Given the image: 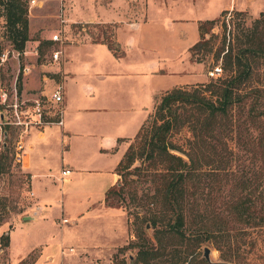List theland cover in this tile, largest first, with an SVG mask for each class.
Returning a JSON list of instances; mask_svg holds the SVG:
<instances>
[{
	"label": "rangeland",
	"instance_id": "rangeland-1",
	"mask_svg": "<svg viewBox=\"0 0 264 264\" xmlns=\"http://www.w3.org/2000/svg\"><path fill=\"white\" fill-rule=\"evenodd\" d=\"M27 1L30 38L25 46L27 55L14 48L8 38L6 19L0 17V51L9 49L11 52V62L0 67V87H11L16 82L18 88L23 91L26 88L28 96L39 94L41 90L49 93L59 81V75L54 74L57 64L49 63V54L53 49H60L64 72L71 77L65 83L66 94L72 101L68 118L73 124L84 126L89 134L91 129L98 128L91 134L93 138H83L80 132V137H73L71 141L61 138L59 126L54 125L50 129L52 134L42 141L33 133L24 134L22 139L26 145H34L33 150L28 146L21 150L33 174L34 195L31 174L16 156L22 131L6 128L8 148L3 147L0 152V239L8 233L9 246L2 247L0 242V264H32L34 260V264H130L129 257L135 256L136 249L127 247L134 232L129 224L125 206L128 195L125 194L123 201L117 194L109 197V202L115 206L108 205L103 198L105 206L114 207L120 213V226L109 237L110 242L117 245L104 257L89 253L87 262L74 260L76 245L83 238H78L79 234L88 239L95 232L98 219L93 216L99 209L98 201L104 191L116 183L114 169L126 149L125 141H120L112 146L103 145L107 151L100 150L97 138L116 130L134 137L153 111L152 108L147 115L153 96L174 86L176 81L206 83L211 77H224L221 59L216 60L214 52L223 44L228 47L236 25H250L264 11V0H250L248 10L231 9L218 17L219 21L206 35L212 51L204 50L196 56L203 55V62L190 58L188 52L198 39V22L215 18L218 6L227 4L228 0H34V4ZM238 11L243 14L237 15ZM54 33H59L63 43L48 42ZM114 34L121 54L118 57L112 56L105 46L84 41L115 43ZM41 41H44L42 47L39 46ZM12 50L20 55L15 57ZM27 66L29 69H23L19 76L20 68ZM43 75L50 76L55 83L40 82ZM254 82L264 84V65L256 72ZM261 94L264 95V88ZM97 99L110 101L114 109L104 124L98 116L82 112ZM189 136L185 128L175 140L183 143ZM6 154L9 157L4 159ZM66 166L72 172L68 180H61V168ZM92 203L94 206L86 211L88 214H83ZM34 209L36 218L24 220L23 216L32 214ZM80 213L85 220L76 231L74 222H78L76 216ZM65 218L67 222H63ZM146 230L149 234L152 232L149 226ZM250 245L249 262L264 264V227L252 230ZM69 247L73 251L68 252ZM205 247L210 249L213 262L234 264L221 259L211 240L198 250L200 258H204Z\"/></svg>",
	"mask_w": 264,
	"mask_h": 264
},
{
	"label": "trees",
	"instance_id": "trees-1",
	"mask_svg": "<svg viewBox=\"0 0 264 264\" xmlns=\"http://www.w3.org/2000/svg\"><path fill=\"white\" fill-rule=\"evenodd\" d=\"M28 3L0 0L8 38L20 52L30 39ZM218 21L198 22L199 38L189 47L195 61L205 60L196 58L202 51H212L206 35ZM230 38L228 47L214 52L225 76L155 97L152 113L115 168L117 181L104 200L115 206L111 195L121 201L128 195L132 264H210L198 255L209 240L226 263L251 264L250 235L264 227V84H254L264 65V11L250 25H236ZM95 42L120 55L115 41ZM185 128L190 136L177 142ZM0 242L8 247L9 234Z\"/></svg>",
	"mask_w": 264,
	"mask_h": 264
},
{
	"label": "crops",
	"instance_id": "crops-1",
	"mask_svg": "<svg viewBox=\"0 0 264 264\" xmlns=\"http://www.w3.org/2000/svg\"><path fill=\"white\" fill-rule=\"evenodd\" d=\"M249 2H250V0H228L227 4H223V5L218 6V8H217V10L215 12V13H217V16L215 18H218L221 15L222 11H225V10L226 11L231 10V9L248 10L249 9ZM215 18H212V19H215ZM204 20H206V19H204ZM100 23H104V22L101 21ZM198 38H199V33H198ZM85 40L88 43L105 46L108 49V51L112 54V56H114V57H118V56L121 55V54L118 55V56L115 55L108 48V46L105 43L94 42V41H92L90 39H84V41ZM114 41L118 44V42L115 39V34H114ZM128 44L130 45V43H128ZM188 52H189V48H188ZM25 54L27 55L28 51H27V53L25 52ZM189 55H190V53H189ZM190 58H191V55H190ZM54 72H55L54 74H58L59 75V78H58L59 81H57V82H61V84L63 86V101H64L63 124L62 125H57V124L45 125V126L39 128V129L31 130L29 133L30 134L33 133L37 140L42 141L48 135L52 134V131H50V129H51V126L54 125V126H59V135H60V137L61 138L65 137L67 141H71L72 138L76 137V136L80 137L79 134H78L80 132H82L84 134L85 137H83V138H86V137L87 138H93V137H91L92 136L91 134H93V132L98 127L91 129L92 133L89 134L88 132H85V130H84L85 127L84 126L75 125V124H73L72 120H70L68 118V106H69L71 100L68 99V96L66 94L65 83L68 80H70L71 77H70V74L64 72L63 54H62V60H61L60 64L57 65V67H56ZM112 75L113 74H103V76H112ZM45 81L47 82V84H49V82H51L52 83L51 85H53L55 83L53 78H51L50 76L43 75V78L40 80V82L45 83ZM195 83H185L182 80L176 81L174 86H172V87H170L168 89H165L164 91H162L160 93L155 94L153 96L152 105L150 107V110L147 112V115H148L149 112H151V109L154 106L155 97L159 96L160 94H162L166 90H169V89H171V88H173L175 86H180V85H185V84H195ZM44 85L46 86V84H44ZM22 91H23V89H22ZM23 92L27 94L26 88H25V90ZM96 101L94 102L93 105L89 106V108L82 110V112L84 111V112H86V114H93V116H98V120L102 124H104V123H106L105 119L107 118V116L109 114H111L113 112L114 109L111 108L110 101L101 102L99 99H97ZM147 115H146V117H147ZM145 119H144V121H145ZM144 121L142 122V124L144 123ZM141 125H140V127H141ZM140 127H139V129H140ZM128 135L129 134L121 133V132H119V130L118 131L116 130L114 132L112 131V134H108L107 136H104V137L100 136V138H97V142H96V143H98L97 148L100 149V150L107 151L106 149L103 148V145H111L112 146L113 144H115V142L119 143L120 141H125V147L127 148L128 143L133 139V137L131 138V136H128ZM22 144H23L24 147L28 146L29 149H32V150L34 149L33 143H29L28 145H26L25 141L22 139ZM24 147H23V149H24ZM22 167L27 169L28 172H30V174H31L30 175V182H31L32 192H33V195H34V191H33V182H34L33 181V174L29 170L28 165H27L26 162H24V160L22 161ZM64 169H68V170H70V172L68 174H62V170H64ZM71 172H72V169L70 167H68V166L62 167L61 171H60V179L62 180V179L66 178V180H68L67 176L70 175ZM114 172H115V169H114ZM116 180H117V175H116ZM106 191H107V189H106ZM104 194H105V191H104ZM104 194L102 195V199L98 201V208L99 209H98V211L94 212L95 214L93 216V219H95V220L98 219V222L96 221L97 226H96L95 232L91 233L89 235L88 239L86 237L82 236L81 234H79L80 236L78 238H82V237L83 238L80 241H78V243L76 245L77 252L74 255V260L75 261L87 262V261H85V259H89V253H99V254H101V256L104 257L105 253H108L114 246L117 245V242L116 243L115 242H110L111 240L109 239V237H110V234H113V232L115 233V231L117 230V227L120 226V224H119L120 223L119 222L120 213H119V210H117L116 208L108 207V206L104 205V203H103ZM34 201H35V199H34ZM34 204H36V202H34ZM93 206H94L93 203H92V205L89 204L88 207L86 208V210L84 211V213L83 212H81V213L88 214L86 211H88L90 209V207H93ZM81 213L76 216L78 222L77 223L74 222L75 224L73 223L74 224V228H75L76 231H79L80 226L83 223V220H85V217L81 218V216H83ZM35 214L36 213H35V209H34L32 211V214L23 216V219L24 220H30V219L32 220V219L36 218ZM27 216H31L32 218L25 219V217H27ZM80 232H82V231H80ZM82 233L85 234V232H82ZM67 251L71 252V251H73V248L69 247L67 249ZM63 252H64L63 249L60 250V255L61 256H62ZM39 253L42 254L43 252L41 250H39ZM38 256H39V254L37 255V258H38ZM35 261L36 260H34V262ZM34 262L32 264H34ZM90 264H95V263L91 262Z\"/></svg>",
	"mask_w": 264,
	"mask_h": 264
},
{
	"label": "built area",
	"instance_id": "built-area-1",
	"mask_svg": "<svg viewBox=\"0 0 264 264\" xmlns=\"http://www.w3.org/2000/svg\"><path fill=\"white\" fill-rule=\"evenodd\" d=\"M31 3L34 4L35 1L31 0ZM50 42L55 44L63 43V40L59 33H54L50 37ZM12 51L15 57L20 55V52ZM25 52L27 53L24 50V54ZM35 52L37 53V51ZM10 53L9 49L0 51V67L7 66L11 62ZM61 60L62 51L53 49L49 54V63L58 65ZM23 69L27 71L29 67H21L20 74H23ZM55 84V87L49 93L41 90L39 94H33L32 96L22 92L16 82L11 87L6 85L0 87V152L7 145L5 139L8 131L6 128L12 127L22 131L21 139L18 141V150L20 151L16 152L17 160L22 162L21 150H23L24 146L21 143L24 134L45 125L63 124V86L61 82H56ZM69 172L70 170L68 169L62 170V174H68ZM67 221L66 218L63 219V222Z\"/></svg>",
	"mask_w": 264,
	"mask_h": 264
},
{
	"label": "water",
	"instance_id": "water-1",
	"mask_svg": "<svg viewBox=\"0 0 264 264\" xmlns=\"http://www.w3.org/2000/svg\"><path fill=\"white\" fill-rule=\"evenodd\" d=\"M30 219V218H32L31 216H27V217H25V219ZM210 253H211V251H210V249L208 248V247H205L204 248V252H203V256H204V259L208 262V263H210V264H218L217 262H213L212 260H211V257H210ZM129 262H130V264H132V260H133V257L132 256H130L129 257Z\"/></svg>",
	"mask_w": 264,
	"mask_h": 264
}]
</instances>
